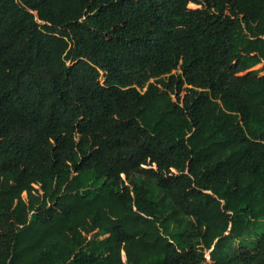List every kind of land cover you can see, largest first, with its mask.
<instances>
[{
    "label": "trees",
    "instance_id": "1",
    "mask_svg": "<svg viewBox=\"0 0 264 264\" xmlns=\"http://www.w3.org/2000/svg\"><path fill=\"white\" fill-rule=\"evenodd\" d=\"M0 264H264V0H0Z\"/></svg>",
    "mask_w": 264,
    "mask_h": 264
}]
</instances>
